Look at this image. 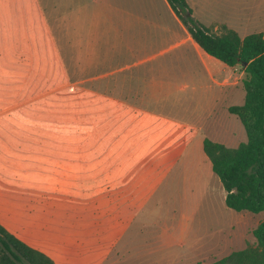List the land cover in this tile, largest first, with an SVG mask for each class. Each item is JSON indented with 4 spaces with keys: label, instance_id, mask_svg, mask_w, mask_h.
Returning a JSON list of instances; mask_svg holds the SVG:
<instances>
[{
    "label": "rangeland",
    "instance_id": "rangeland-1",
    "mask_svg": "<svg viewBox=\"0 0 264 264\" xmlns=\"http://www.w3.org/2000/svg\"><path fill=\"white\" fill-rule=\"evenodd\" d=\"M58 2L51 0L48 12L50 21L54 23L46 25V0H34L38 11L34 38L19 42L17 56L0 58V211L8 217L9 223L13 216L26 218L28 211L33 212L32 227L45 229L46 241L58 239L54 234L62 235L65 241L76 245L71 250L81 251L78 255L89 258L88 262L92 264L107 254L106 264H123L119 261L125 254L123 238H120L116 248L107 253V250L99 249H107L111 238L103 237L108 231L114 233L118 227L117 222L122 220L124 209L131 207L133 210L141 204L137 199L128 202L124 198L128 194H144L150 189L148 186H138L142 170L135 163L148 155L153 157L148 161L154 160L160 153H150L154 151L152 145H149L153 143L151 139L148 140L149 144H139L137 134L131 140L132 136L128 131L154 128V125L151 126L149 119H139V116L135 118L133 112L136 107H119L117 100L84 86L95 84L104 92L108 84L107 75L100 72L117 66L116 62L121 56L128 55L130 58L132 43L118 39L111 28L105 25H74V15L72 18H65L68 3L63 1L57 4ZM256 3H264V0H205V14L210 15L217 5L222 9L221 17L227 15L230 18L234 13L246 12ZM232 6L235 10H232ZM162 18L165 22L169 20L166 13L162 14ZM212 31L222 32L221 24ZM163 42L165 41L147 43L148 52L163 46ZM164 55L155 60H159L157 64L154 63L156 69H163L164 72L147 74L141 98L136 101L144 109L163 114L164 117L158 118L161 122L157 123V130L160 133H170L167 138L169 142L171 133H176L181 151L190 138L188 122L197 127L200 125L202 129L210 124L200 116L207 109L203 102L205 94L193 93L191 90L192 86L203 81V76L198 69L191 73L198 64L189 47L177 48ZM187 69L191 72L187 73ZM166 70L174 72L166 73ZM95 77L102 78V83L96 82ZM128 78L129 75H113L109 81L111 92L120 97L129 96L132 93L126 87L129 83L124 86ZM181 87L185 90H180ZM170 116L178 120L167 119ZM231 118L240 133L202 134L216 141L229 143L228 146H236L240 141L246 140V133L240 120L235 115H231ZM227 125L234 126L226 120ZM124 133H128L127 138H124ZM194 140V153L183 158L180 155L178 160L196 162L206 167L209 161L201 154L198 146L202 136L199 135ZM70 147H83L85 149L81 151L84 152L90 147H98L91 156L101 159L108 153L107 161L113 155L116 169L112 171L114 177L112 176L111 185L105 187L101 183L86 184L90 178L86 176L90 173L88 170L78 171L76 176L72 170L75 149H69ZM61 150H70L73 155L65 160L61 157ZM164 157L165 154L159 156L158 161ZM129 161L131 168L122 169L123 163L127 164ZM178 171L176 168L172 171L146 207V210L151 209L161 215L162 221L172 210L176 213L177 210L187 211L186 196L188 201L196 196L189 194V188L197 181L189 180L188 177L186 182L181 181L179 173L176 175ZM187 172L192 177L193 171ZM126 174L131 176L130 186H123ZM75 178L82 183L75 184ZM198 197L201 199V196H196ZM200 201L202 207H207L206 201ZM262 217L263 214H248V218L244 217L243 221L255 226ZM49 234L51 238L48 237ZM253 240L251 231L250 241ZM136 241L140 242L139 239ZM98 243H103L99 249L95 248ZM253 244L254 242L250 245ZM66 252L74 254V251ZM146 252L150 251H142ZM159 252L164 253L159 250L157 254ZM97 253L101 256H97ZM125 256L129 257L128 251ZM149 257L153 258L152 254ZM152 258L151 261H155V264H162L158 263V258ZM210 260L211 258L199 260V264H207ZM194 262L190 252L184 249L172 264Z\"/></svg>",
    "mask_w": 264,
    "mask_h": 264
},
{
    "label": "crops",
    "instance_id": "crops-1",
    "mask_svg": "<svg viewBox=\"0 0 264 264\" xmlns=\"http://www.w3.org/2000/svg\"><path fill=\"white\" fill-rule=\"evenodd\" d=\"M56 1H59L57 4H61L63 1L68 3L65 18H72L74 15V25L91 27L105 25L111 28L112 33L118 39L132 43L130 50L133 51L130 58L128 55L121 56L116 62L117 66L105 72H100L107 76L129 75V78L125 80L126 84L124 86L129 83V86L127 85L126 87L132 90V93L129 96L124 95L125 97L114 94L104 95L117 100L119 107H136L135 112H133L135 118L139 116V119H149L151 126L154 125V128L128 131L132 136L131 140L136 137V134L139 144L143 142L149 144L148 140L151 139L153 143L149 145H152L154 151H150V153H160L157 155L158 158L165 154V157L160 159V161H158V158L148 161L153 158L148 155L135 163L142 170L137 183L138 186H148L150 189L146 190L144 194L136 195L133 193L128 194V197L124 198V201L128 202L137 199L141 204L139 208L133 210L131 207L128 209L126 207L122 212V220L117 222L118 227L114 233L108 231L104 235L103 238L107 236L111 238L107 249H99L100 246H103V243H98L95 248L107 250V253L114 247L116 248L120 238H123L125 254L123 259L119 260L123 264H155V261H151L152 257H149L151 254L153 258L160 260L158 263L172 264V262L177 260L179 252L184 251V249L190 252V255L195 260L194 263H199V260H209L210 258V262H212L234 250L243 249L252 244L254 240L250 241L251 231L261 219L255 226H251L249 223L244 222L243 219L244 217L248 218V214L252 213L237 212L225 205L226 192L218 177L213 173L210 161L202 150L203 138L208 137L211 139V137L202 133H240L235 121L231 118L233 114H230L227 108L230 105L237 104L236 102L239 100L243 102V68L240 66L229 67L204 52L193 41L188 30L176 16L167 0H53V2ZM187 2L194 16L211 30L213 28L217 29L218 25L221 24V26L224 25L236 31L241 37L253 32H264V3H256L254 6L249 7L248 10L246 9V12L234 13L230 18L227 15L222 18L220 14L222 9L217 5L214 6L212 13L207 16L204 7L205 0H187ZM49 5H51V0H46V25L54 23L50 21ZM233 9L235 10L234 6H232ZM41 11L43 12L44 9ZM36 12L38 11H36L34 0H0V58L17 56L19 42L29 41L34 38L35 19L38 16ZM164 13L169 16L167 22L163 21L162 14ZM158 41H165L163 42L165 44L154 51L148 52L147 43L152 44V42ZM150 46L153 47L152 45ZM186 46L191 49L192 56L195 57V61L198 64L193 72L187 69V73H194L198 69L197 71L203 76L201 83L190 88L193 93L205 94L203 102L207 109L200 116L204 122L210 124L207 128L202 129V126L198 125L197 127L188 122L190 128L188 135L190 138L180 151L178 137L177 135L175 136L176 133H171L172 138L169 142L167 138L170 133H160L157 130V123L161 122L158 118L164 117L163 114L152 109L142 108L141 103L136 100L141 98L142 85L147 81V74L164 72L163 69H156L155 64L159 60H155L165 56L164 54L173 52L177 48L182 49ZM127 48H129V45ZM162 51H165V53H161ZM171 70H166L165 72H174ZM118 88L121 89L116 87V89ZM180 90L185 89L181 87ZM167 119L178 120L174 116L167 117ZM226 120L234 126H226ZM128 133H124V138H127ZM199 135L202 136V140L198 144L201 154L209 161L206 167L204 164L196 162L179 161L180 155L183 158L188 156V154L194 153V138ZM73 148L75 149V161L72 170L75 171L76 176L78 171L88 170L90 173L86 176H90V178H88V181L86 180V184L101 183L105 187L110 186L114 177L112 171L116 169L113 155L110 157V161H107L106 159L109 158L107 156L108 153L101 159L91 156L98 147H90L85 152L81 151L85 149L83 147H70L69 149ZM60 154L63 159L67 160L73 155V152L61 150ZM130 168V161L127 164L123 163L122 169L129 170ZM175 168L179 170L176 175L179 173L181 181L186 182L187 177L189 180L194 179L197 181L196 183L193 181L195 184L190 186L189 194L193 193L196 196H201V199L206 201L207 207H202L199 197L193 196L188 201L186 196L187 211L177 210L178 213H176L175 210H172L173 212L168 213L162 221L161 215L156 214L151 209L146 210V207L158 187L170 176ZM188 170L193 171L191 173L192 177L187 175L189 174ZM74 180H76L75 184L82 183L77 178ZM130 181V174L124 175L123 186H130ZM70 183H74V181H70ZM124 194H127V192ZM33 217L34 213L28 211L26 218L16 215L11 218L12 221L9 223L8 217L0 211V223L10 233L29 246L50 256L55 264H92L88 262L89 258L78 255L81 251L71 250L72 246L76 247V245L65 241L62 235L54 234V237H58V239L46 241V230L32 227L33 221L31 219ZM48 237L51 238V234ZM136 239H139L140 242L137 243ZM159 250L164 251V253L159 252L157 254ZM66 251H74V254H69ZM127 251L129 252L128 258L125 256ZM142 251L150 252L142 253ZM97 254V256H101L99 253ZM107 255L93 264H106L108 261Z\"/></svg>",
    "mask_w": 264,
    "mask_h": 264
},
{
    "label": "trees",
    "instance_id": "trees-1",
    "mask_svg": "<svg viewBox=\"0 0 264 264\" xmlns=\"http://www.w3.org/2000/svg\"><path fill=\"white\" fill-rule=\"evenodd\" d=\"M167 2L204 52L229 67L240 66L244 71L243 102L230 105L227 110L240 120L246 140L232 147L204 137L202 150L226 192L225 205L237 212L263 214V217L252 229L253 245L234 250L209 264H264V32L241 37L223 25V31L216 33L193 15L187 0ZM112 76H106L108 84L104 92L95 84L84 86L98 93L113 94L109 82ZM98 78L94 80L102 83L103 79ZM0 264L55 262L44 252L17 238L0 223Z\"/></svg>",
    "mask_w": 264,
    "mask_h": 264
}]
</instances>
